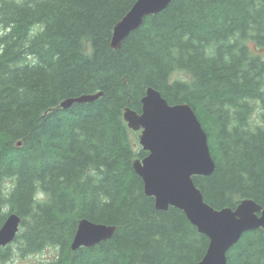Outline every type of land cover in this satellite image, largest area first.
Listing matches in <instances>:
<instances>
[{
  "label": "trees",
  "instance_id": "16d2710c",
  "mask_svg": "<svg viewBox=\"0 0 264 264\" xmlns=\"http://www.w3.org/2000/svg\"><path fill=\"white\" fill-rule=\"evenodd\" d=\"M137 1L0 0V228L18 214L23 254L58 250L45 264L205 256L209 239L183 211L157 210L133 168L148 152L131 140L124 112L141 113L149 88L189 104L208 135L216 169L194 177L205 201L264 207V0H175L113 50L114 27ZM99 92L93 103L60 107ZM82 219L116 231L72 251ZM12 250L0 248V264ZM227 257L264 264V229L245 233Z\"/></svg>",
  "mask_w": 264,
  "mask_h": 264
},
{
  "label": "water",
  "instance_id": "95a60500",
  "mask_svg": "<svg viewBox=\"0 0 264 264\" xmlns=\"http://www.w3.org/2000/svg\"><path fill=\"white\" fill-rule=\"evenodd\" d=\"M175 0H138L114 27L111 48L119 50L124 40L139 29L146 17L159 14ZM102 92L69 98L60 104L68 110L75 104L93 103ZM129 129L140 132L139 143L148 155L136 159L133 168L144 182L147 196L155 199L159 211L170 207L183 211L201 234L209 239L205 256L196 264H228V252L242 236L264 229V207L244 199L235 208L215 209L209 205L194 177L211 176L216 163L208 135L189 104L170 105L162 94L149 88L142 99V111L125 109ZM20 145V143H19ZM22 218L12 213L0 228V248L12 244ZM116 227L84 219L72 241L71 250L94 247L111 239Z\"/></svg>",
  "mask_w": 264,
  "mask_h": 264
},
{
  "label": "rangeland",
  "instance_id": "374dc122",
  "mask_svg": "<svg viewBox=\"0 0 264 264\" xmlns=\"http://www.w3.org/2000/svg\"><path fill=\"white\" fill-rule=\"evenodd\" d=\"M1 31V29H0ZM260 108H256V111L252 115V120L256 123H260ZM131 130V129H130ZM139 136L140 132L131 131L130 138L133 142H137L139 146L141 147L139 143ZM6 186L10 189L12 184L11 181L6 182ZM8 210V209H7ZM6 210V211H7ZM13 250L11 251V257L10 260L3 264H45L57 257L58 250L55 248H46L45 250L39 252V253H33V254H23L20 249L18 248V243L12 244Z\"/></svg>",
  "mask_w": 264,
  "mask_h": 264
},
{
  "label": "bare ground",
  "instance_id": "6f19581e",
  "mask_svg": "<svg viewBox=\"0 0 264 264\" xmlns=\"http://www.w3.org/2000/svg\"><path fill=\"white\" fill-rule=\"evenodd\" d=\"M83 220H84V219L80 220V222H79V224H78V227H77L76 234H77V232H78V229H79L80 223H81V221H83ZM76 234H75V236H76ZM75 236H74V238H75ZM74 238H73V240H74ZM1 248H2V247H1Z\"/></svg>",
  "mask_w": 264,
  "mask_h": 264
}]
</instances>
